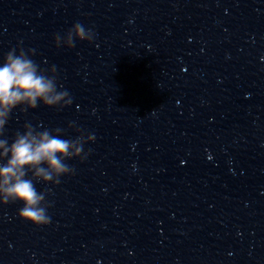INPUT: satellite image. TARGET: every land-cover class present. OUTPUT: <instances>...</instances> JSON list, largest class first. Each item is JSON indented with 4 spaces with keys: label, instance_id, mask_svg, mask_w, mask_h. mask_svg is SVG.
Returning <instances> with one entry per match:
<instances>
[{
    "label": "clouds",
    "instance_id": "obj_1",
    "mask_svg": "<svg viewBox=\"0 0 264 264\" xmlns=\"http://www.w3.org/2000/svg\"><path fill=\"white\" fill-rule=\"evenodd\" d=\"M94 38L91 28L77 22L64 36L56 34L54 42L58 48L71 49L77 40L92 42ZM34 55L35 49L13 48L0 66V137L4 136L10 115L18 106L27 111L42 103L62 110L73 102L67 90H58L56 66L43 69L32 59ZM68 127H74V122ZM24 129L23 133H16L11 144L6 138L0 139V160H6L0 165V205L22 203L18 217L39 227L51 223L48 215L51 203L46 199L51 189L38 191L34 182L59 185L61 177L74 175V167L65 161L86 160L91 150L85 151V145L96 137L79 128L76 131L80 134L74 139H64L65 130L59 127L38 131L26 123ZM28 173L32 174L30 178Z\"/></svg>",
    "mask_w": 264,
    "mask_h": 264
}]
</instances>
